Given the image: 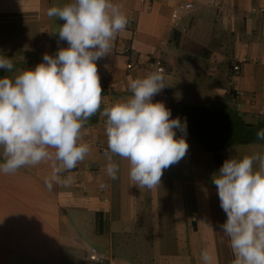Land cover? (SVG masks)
Returning a JSON list of instances; mask_svg holds the SVG:
<instances>
[{"label":"crops","instance_id":"0c3cea01","mask_svg":"<svg viewBox=\"0 0 264 264\" xmlns=\"http://www.w3.org/2000/svg\"><path fill=\"white\" fill-rule=\"evenodd\" d=\"M70 2L0 0V54L14 64L12 72L0 69V78L32 69L44 53L54 56L67 47L56 34L64 21L49 18L47 10ZM187 2L193 8L181 11L173 23V10ZM112 3L133 28L119 33L110 55L97 62L102 108L98 122H86L81 130L91 150L61 174V179L72 177L67 187L46 188L50 162L0 173V264H94L91 248L108 264H203L204 249L215 264H233L229 237L221 228L226 214L212 177L219 170L216 154L222 163L227 155L264 154V140L256 138L264 129V14L259 12L264 0ZM157 61L166 68L168 86L153 102H163L170 118L186 120L189 150L164 170L160 186L149 190L133 184L130 164L119 156H113L118 178L106 174L101 113L126 101L132 95L130 81L156 71ZM215 130L226 141L204 144V136ZM104 182L108 189L101 192Z\"/></svg>","mask_w":264,"mask_h":264},{"label":"clouds","instance_id":"9594fccd","mask_svg":"<svg viewBox=\"0 0 264 264\" xmlns=\"http://www.w3.org/2000/svg\"><path fill=\"white\" fill-rule=\"evenodd\" d=\"M47 16L64 21L56 34L67 47L59 48L54 56L44 53L42 62L32 69L0 78L4 160L0 173L50 162L51 174L44 183L51 191L54 185L71 184L72 177L61 179V174L74 169L91 150L81 130L102 103L97 62L110 55L129 20L112 0H71L62 7H50ZM13 68L11 58L0 54V69L12 72ZM166 86L165 70L158 68L132 79V95L101 113L106 117V174L112 180L119 172L113 156L129 162L134 185L151 190L160 186L164 170L187 155L186 120L170 118L171 110L163 102H153ZM177 131L182 135L177 136ZM256 138L264 140V129L257 131ZM212 183L226 214L221 228L229 237L233 264H264V154L226 159ZM105 187L100 184L101 189ZM200 258L203 264H215L207 249Z\"/></svg>","mask_w":264,"mask_h":264},{"label":"built area","instance_id":"2783aa9c","mask_svg":"<svg viewBox=\"0 0 264 264\" xmlns=\"http://www.w3.org/2000/svg\"><path fill=\"white\" fill-rule=\"evenodd\" d=\"M216 2V0H212V3L214 4ZM193 8V3L192 2H187L185 4H180L177 8H175L171 14V18H172V21L173 23H177V21L180 19V12L181 11H186V10H190ZM259 12L264 14V5L259 9ZM128 26H130L131 28H133V22L130 21ZM124 52L125 54H129L130 53V47L129 46H126L125 49H124ZM156 66H157V69L158 68H163L165 71H166V68L165 66L162 64L161 61H157L156 62ZM104 120L106 121V117H104ZM100 150L102 151H106L107 150V147L106 146H102L100 147ZM104 184L107 185V187L101 189L100 188V191L101 192H105L107 189H108V183L107 182H104ZM106 198H104L105 200ZM90 254H91V261L94 263V264H108V261L105 260L100 254L99 252L95 249V248H91L90 249Z\"/></svg>","mask_w":264,"mask_h":264},{"label":"rangeland","instance_id":"374dc122","mask_svg":"<svg viewBox=\"0 0 264 264\" xmlns=\"http://www.w3.org/2000/svg\"><path fill=\"white\" fill-rule=\"evenodd\" d=\"M207 115V114H206ZM220 132L218 131V130H215V132L213 133L214 135L212 136V132H209V134L207 133L206 135H207V137L206 136H204V138H203V142H204V144H209V143H211L212 142V140L213 141H226V139L225 138H223L222 139V135H220L219 134ZM205 134V133H204ZM218 135V139H214V137H216ZM235 146V145H234ZM233 146V147H234ZM236 147V146H235ZM231 156L230 155H227L226 156V158L225 159H229ZM233 158H237V156L236 155H234L233 156ZM208 164L210 165L211 163L208 161ZM254 167H258V163L257 164H254Z\"/></svg>","mask_w":264,"mask_h":264},{"label":"trees","instance_id":"16d2710c","mask_svg":"<svg viewBox=\"0 0 264 264\" xmlns=\"http://www.w3.org/2000/svg\"><path fill=\"white\" fill-rule=\"evenodd\" d=\"M101 108H102V106L100 107V110H101ZM100 110L94 116H92L87 122L90 124L98 122V120H99L98 116H99ZM220 159H221L220 156L218 154H216L215 155V161H216V167L217 168H220L222 165V161Z\"/></svg>","mask_w":264,"mask_h":264}]
</instances>
